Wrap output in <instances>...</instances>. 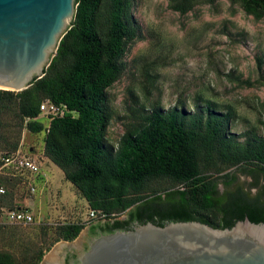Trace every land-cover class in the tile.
<instances>
[{
  "label": "trees",
  "instance_id": "16d2710c",
  "mask_svg": "<svg viewBox=\"0 0 264 264\" xmlns=\"http://www.w3.org/2000/svg\"><path fill=\"white\" fill-rule=\"evenodd\" d=\"M220 1L168 0L170 9L182 16ZM228 1L256 21L264 20V0ZM133 8V0H77L72 27L44 77L21 92L0 90V189L5 190L0 193V214L4 209L26 211L14 204V189L21 184L29 188L32 174L5 167L3 159L23 151L27 129L43 136L44 157L63 171L90 211L105 216L110 233L132 230L133 222L163 227L199 221L221 229L245 218L264 223V133H233V108L223 111L204 99L194 111L184 105L169 110L142 106L139 121L127 126L118 144L110 143L115 112L108 91L123 76L129 48L142 39ZM232 78L249 88L264 87L263 73L255 81ZM46 101L66 106V113L44 115L41 105ZM261 109L264 127V102ZM5 114L14 116V122ZM231 169L253 178L249 189L236 185L238 175L227 173ZM155 182L168 186L152 188ZM252 188L258 189L257 195L250 194ZM126 212L128 218L119 220ZM86 227L70 222L44 235L53 238L54 246L73 242ZM24 254L20 262L0 252V264H41L45 256L35 245Z\"/></svg>",
  "mask_w": 264,
  "mask_h": 264
},
{
  "label": "rangeland",
  "instance_id": "374dc122",
  "mask_svg": "<svg viewBox=\"0 0 264 264\" xmlns=\"http://www.w3.org/2000/svg\"><path fill=\"white\" fill-rule=\"evenodd\" d=\"M133 3L142 39L129 48L123 59V76L108 91L115 112L108 131L110 143L118 144L127 126L139 121L144 113L142 106L169 110L184 105L186 110L194 111L201 99L216 102L223 111L235 110L233 133L263 134L264 87L249 88L232 77L255 81L264 74V20L247 16L228 0L216 6H198L186 16L172 11L168 0ZM4 117L14 122L11 114ZM43 145L42 135L23 131L24 154L39 165L42 162L41 170L50 181L48 187L35 182L34 194L30 193L31 186L21 184L14 189V204L22 208L29 205L34 223H9L0 216V252L11 253L20 262L29 246L42 248L47 260L55 246L70 243L60 241L51 246L53 238L45 237V231L51 234L56 226L70 222L87 226L92 223L89 205L79 190L65 179L59 167L46 165L49 161L44 157ZM228 172L238 175L236 185L249 189L252 177L236 169ZM167 186L162 182L152 184L157 189ZM219 189H226L222 181ZM257 193L258 189H250L252 196ZM127 218L128 212L119 220Z\"/></svg>",
  "mask_w": 264,
  "mask_h": 264
},
{
  "label": "water",
  "instance_id": "95a60500",
  "mask_svg": "<svg viewBox=\"0 0 264 264\" xmlns=\"http://www.w3.org/2000/svg\"><path fill=\"white\" fill-rule=\"evenodd\" d=\"M76 1L0 0V90L21 92L44 77L72 27ZM88 229L55 246L41 264H60L68 250L85 248ZM82 264H264V223L245 218L225 229L199 221L138 224L95 239Z\"/></svg>",
  "mask_w": 264,
  "mask_h": 264
},
{
  "label": "built area",
  "instance_id": "2783aa9c",
  "mask_svg": "<svg viewBox=\"0 0 264 264\" xmlns=\"http://www.w3.org/2000/svg\"><path fill=\"white\" fill-rule=\"evenodd\" d=\"M41 111L44 115L51 116H63L67 108L64 105H57L52 102L46 101L41 105ZM4 166L7 168H14L16 170L30 172L31 174L38 175L41 174V166L28 154H24L22 150H19L15 154L5 157ZM45 178L46 175L42 174ZM32 193L36 192V188H31ZM0 193H5L3 188L0 189ZM0 216L9 223H19V224H32L34 223V216L27 211L22 210H2ZM90 218L93 221H104L105 216L97 211H90Z\"/></svg>",
  "mask_w": 264,
  "mask_h": 264
},
{
  "label": "flooded vegetation",
  "instance_id": "af4514ba",
  "mask_svg": "<svg viewBox=\"0 0 264 264\" xmlns=\"http://www.w3.org/2000/svg\"><path fill=\"white\" fill-rule=\"evenodd\" d=\"M106 222L102 221H93L89 225L88 234H87V246L83 248L82 250H78L77 248H73L72 250H68L60 260V264H82V257L89 252L91 243L99 238L100 236L104 234H109V230L106 227ZM138 225V222H133L129 229H133ZM96 226V228L93 230L92 227Z\"/></svg>",
  "mask_w": 264,
  "mask_h": 264
},
{
  "label": "crops",
  "instance_id": "0c3cea01",
  "mask_svg": "<svg viewBox=\"0 0 264 264\" xmlns=\"http://www.w3.org/2000/svg\"><path fill=\"white\" fill-rule=\"evenodd\" d=\"M48 161H49V160H48ZM46 165H47L48 167H52L53 163L49 161V162L46 163ZM54 165H55V164H54ZM40 166H42V162H41ZM42 174H44V173H43V171L41 170V174H38V175H34V174H32V175H31V181H32V183H31V187H32V188L35 187V182H37V181H41V182H42L45 186H47V187L50 185V181H48L47 177L44 178ZM40 175H42V176H40ZM40 178H41V180H40ZM25 208H26V211H27V212H30V213H31V208H30L29 205H26Z\"/></svg>",
  "mask_w": 264,
  "mask_h": 264
}]
</instances>
